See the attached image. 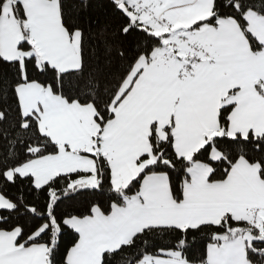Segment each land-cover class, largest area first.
I'll return each instance as SVG.
<instances>
[{
	"label": "snow or ice",
	"instance_id": "snow-or-ice-1",
	"mask_svg": "<svg viewBox=\"0 0 264 264\" xmlns=\"http://www.w3.org/2000/svg\"><path fill=\"white\" fill-rule=\"evenodd\" d=\"M0 264H264V0H0Z\"/></svg>",
	"mask_w": 264,
	"mask_h": 264
},
{
	"label": "trees",
	"instance_id": "trees-1",
	"mask_svg": "<svg viewBox=\"0 0 264 264\" xmlns=\"http://www.w3.org/2000/svg\"><path fill=\"white\" fill-rule=\"evenodd\" d=\"M92 14L95 17H99L101 23L103 22V15L101 11L94 9Z\"/></svg>",
	"mask_w": 264,
	"mask_h": 264
}]
</instances>
